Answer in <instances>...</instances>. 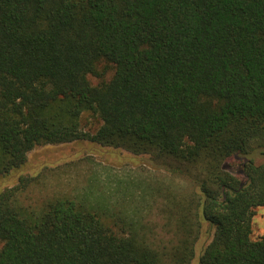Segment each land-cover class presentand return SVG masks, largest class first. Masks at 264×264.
<instances>
[{"label": "trees", "instance_id": "trees-1", "mask_svg": "<svg viewBox=\"0 0 264 264\" xmlns=\"http://www.w3.org/2000/svg\"><path fill=\"white\" fill-rule=\"evenodd\" d=\"M85 140L196 168L188 209L156 229L121 202L139 179L96 171L33 203L20 175L0 189V264H264V0H0V180Z\"/></svg>", "mask_w": 264, "mask_h": 264}, {"label": "rangeland", "instance_id": "rangeland-1", "mask_svg": "<svg viewBox=\"0 0 264 264\" xmlns=\"http://www.w3.org/2000/svg\"><path fill=\"white\" fill-rule=\"evenodd\" d=\"M99 67L106 71L101 77L90 74L89 79L93 84L109 80L114 74V65L106 61H102ZM85 125L94 130L100 121L89 115ZM262 160L260 157L257 162ZM241 163V158L232 157L227 161V167L237 173ZM96 171L105 179L104 184L109 189L118 184L125 186L127 180H141L133 187L132 193L127 191L129 193L124 195L121 202L128 208L140 206L145 223L156 229L166 224L173 212L177 214L179 210L188 209V198L196 188L190 175L196 173V168H188L181 161L152 154L136 155L124 148L101 146L85 140L37 146L29 152L27 163L15 175L0 180V189L16 183L20 175H37L38 182L34 183L27 195V202L34 203L48 195L75 192ZM144 189L149 193H144ZM143 193L145 196L141 197ZM263 235L264 205L256 208L252 220V238ZM207 240L208 236L203 235L198 241L199 246ZM199 252L196 249V257L191 264H198Z\"/></svg>", "mask_w": 264, "mask_h": 264}]
</instances>
